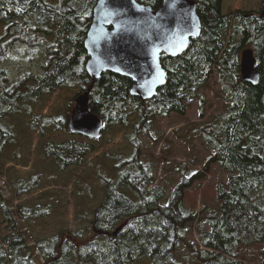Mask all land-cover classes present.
Instances as JSON below:
<instances>
[{
    "label": "trees",
    "instance_id": "obj_1",
    "mask_svg": "<svg viewBox=\"0 0 264 264\" xmlns=\"http://www.w3.org/2000/svg\"><path fill=\"white\" fill-rule=\"evenodd\" d=\"M157 8L162 0H136ZM201 22L200 33L177 57L161 55L165 84L156 95L141 100L130 94L128 77L105 71L92 79L84 65L88 55L83 40L91 22L96 0H0V23L6 31L0 37V63L11 59L12 43L45 42L54 28V43L44 45L45 63L37 74L11 78L0 68V151L11 134L3 120L21 111L23 103L37 100L56 89L90 87L89 108L103 122L128 125L129 154H106L107 175H99L103 199L95 208L86 229L65 231L26 243L17 231L14 216L0 195V209L11 232L0 238V264H246L247 249L264 242V0L259 10L222 14V0H193ZM10 38L9 40H7ZM38 42V43H39ZM251 48L259 80L244 82L239 74L240 53ZM214 74L219 86L216 96L223 111L197 128L212 150L209 163H217L229 176L215 187L216 208H202L198 215L183 203L185 190L202 175L183 176L166 196L154 185L155 166L143 159L141 135L151 129V119L183 115L193 100L198 115L205 114V96ZM57 129L68 130L66 120L44 117ZM43 153L56 168L81 166L94 151L83 136L60 142H46ZM207 170V167H205ZM184 173V172H183ZM36 176L19 179L15 188L25 192L38 185ZM44 209H21L23 220L36 218ZM195 224L197 239H188ZM39 252L36 254L35 252ZM264 264V249L261 251Z\"/></svg>",
    "mask_w": 264,
    "mask_h": 264
},
{
    "label": "rangeland",
    "instance_id": "obj_2",
    "mask_svg": "<svg viewBox=\"0 0 264 264\" xmlns=\"http://www.w3.org/2000/svg\"><path fill=\"white\" fill-rule=\"evenodd\" d=\"M57 4L59 0H44ZM262 0H222L221 13L234 10L244 13L259 10ZM6 25L0 23V37ZM47 34L45 42L30 43L16 41L10 50L11 59L0 63L11 78L26 73L37 74L45 63V44L54 43V28ZM8 38L7 40H9ZM39 42V43H38ZM214 74L209 85L202 90L206 108L202 118L198 115V102L193 100L183 115L170 113L151 119V129L141 135L143 159L156 168L154 185L161 186L166 196L185 176L201 173L191 187L185 190L184 206L196 215L202 208H216L215 187L225 184L229 174L217 163H209L212 150L197 133V128L223 111V102L216 96L219 86L215 85ZM77 86L56 89L43 94L37 100L23 103L21 111L3 120L4 129L11 134L10 143L0 151V195L14 216L17 231L22 234L31 249L37 241L58 233L64 237L65 231L76 232L88 228L95 208L103 199L104 190L99 186V175H107L110 169L106 154H129L131 146L125 135L138 120L131 115L128 125H110L101 131L96 139H90L94 151L89 153L81 166H69L59 170L53 161L43 153L46 142H60L77 135L68 130L57 129L51 122H43L44 117H59L66 120L71 114L75 97L80 93ZM207 167V170H205ZM184 172V173H183ZM36 176L38 185L25 192L15 188L19 179ZM44 209L47 212L36 218L23 220L21 209ZM10 224L0 209V238L9 234ZM188 239H196L195 224ZM264 242L247 249L246 264H261ZM39 254V252H35ZM40 264L43 261L40 260Z\"/></svg>",
    "mask_w": 264,
    "mask_h": 264
},
{
    "label": "water",
    "instance_id": "obj_3",
    "mask_svg": "<svg viewBox=\"0 0 264 264\" xmlns=\"http://www.w3.org/2000/svg\"><path fill=\"white\" fill-rule=\"evenodd\" d=\"M200 29L193 0H162L155 9L136 0H96L83 40L85 71L92 79L105 71L128 77L132 96L151 99L166 81L161 55H181ZM239 74L244 82L259 80L251 48L240 53ZM89 92L90 87L75 97L67 128L74 135L96 139L103 122L89 108Z\"/></svg>",
    "mask_w": 264,
    "mask_h": 264
}]
</instances>
